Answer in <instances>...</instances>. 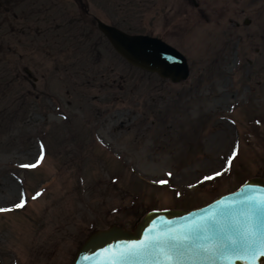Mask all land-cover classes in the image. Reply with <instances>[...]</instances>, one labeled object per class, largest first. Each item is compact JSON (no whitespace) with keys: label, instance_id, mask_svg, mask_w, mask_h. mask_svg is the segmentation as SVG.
Wrapping results in <instances>:
<instances>
[{"label":"rangeland","instance_id":"obj_1","mask_svg":"<svg viewBox=\"0 0 264 264\" xmlns=\"http://www.w3.org/2000/svg\"><path fill=\"white\" fill-rule=\"evenodd\" d=\"M96 19L173 45L188 79L133 68ZM252 177L264 0H0V264H69L96 229L132 230Z\"/></svg>","mask_w":264,"mask_h":264},{"label":"snow or ice","instance_id":"obj_2","mask_svg":"<svg viewBox=\"0 0 264 264\" xmlns=\"http://www.w3.org/2000/svg\"><path fill=\"white\" fill-rule=\"evenodd\" d=\"M227 163L230 167L232 160ZM25 202L22 199L15 207ZM5 211L9 209L0 208ZM105 251L110 254L108 264H235V260L257 264L264 257V191L246 195L183 230L152 231L143 240Z\"/></svg>","mask_w":264,"mask_h":264},{"label":"water","instance_id":"obj_3","mask_svg":"<svg viewBox=\"0 0 264 264\" xmlns=\"http://www.w3.org/2000/svg\"><path fill=\"white\" fill-rule=\"evenodd\" d=\"M97 25L115 51L131 65L157 73L159 77L169 79L172 83L187 79V60L171 45L156 37L125 33L100 21ZM260 191H264V179L255 177L247 180L237 190L220 195L198 208L149 211L132 231L117 225L96 230L83 241L70 264H108L110 254L106 249L116 250L125 243L143 240L152 231L183 230L213 215L220 208L231 205L253 192L259 194ZM235 264H243V261L235 260ZM257 264H264V257L258 258Z\"/></svg>","mask_w":264,"mask_h":264}]
</instances>
